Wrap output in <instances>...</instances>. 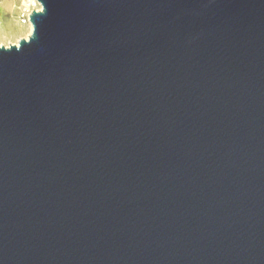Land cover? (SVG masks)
I'll return each instance as SVG.
<instances>
[{"label":"water","instance_id":"obj_1","mask_svg":"<svg viewBox=\"0 0 264 264\" xmlns=\"http://www.w3.org/2000/svg\"><path fill=\"white\" fill-rule=\"evenodd\" d=\"M0 46V264H264V0H36Z\"/></svg>","mask_w":264,"mask_h":264},{"label":"rangeland","instance_id":"obj_2","mask_svg":"<svg viewBox=\"0 0 264 264\" xmlns=\"http://www.w3.org/2000/svg\"><path fill=\"white\" fill-rule=\"evenodd\" d=\"M17 7L18 0H0V46L16 45L30 35V26L17 23Z\"/></svg>","mask_w":264,"mask_h":264},{"label":"built area","instance_id":"obj_3","mask_svg":"<svg viewBox=\"0 0 264 264\" xmlns=\"http://www.w3.org/2000/svg\"><path fill=\"white\" fill-rule=\"evenodd\" d=\"M40 10V5L36 0H18L16 17L17 23L21 26H30L29 16L32 14L33 11L39 12Z\"/></svg>","mask_w":264,"mask_h":264}]
</instances>
